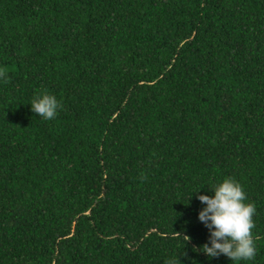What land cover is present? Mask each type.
<instances>
[{
  "label": "trees",
  "instance_id": "trees-1",
  "mask_svg": "<svg viewBox=\"0 0 264 264\" xmlns=\"http://www.w3.org/2000/svg\"><path fill=\"white\" fill-rule=\"evenodd\" d=\"M225 176L264 264V0H0V264H231L193 251Z\"/></svg>",
  "mask_w": 264,
  "mask_h": 264
},
{
  "label": "clouds",
  "instance_id": "clouds-1",
  "mask_svg": "<svg viewBox=\"0 0 264 264\" xmlns=\"http://www.w3.org/2000/svg\"><path fill=\"white\" fill-rule=\"evenodd\" d=\"M29 105L31 111L44 120L55 119L61 107L57 97L46 91L36 94ZM202 187L188 195L187 203ZM208 189L212 195L199 194L197 199L203 205L198 212V220L208 229L209 236L206 243L198 248L193 247V251H199L207 258L223 255L231 261V264L253 261L257 255L252 231L255 228L253 219L256 213L255 205L246 202L247 195L243 186L231 176H225ZM188 240L189 237L182 239V248L184 242ZM182 248L171 254L164 264H181L179 257L186 255ZM191 264L197 262L192 260Z\"/></svg>",
  "mask_w": 264,
  "mask_h": 264
}]
</instances>
